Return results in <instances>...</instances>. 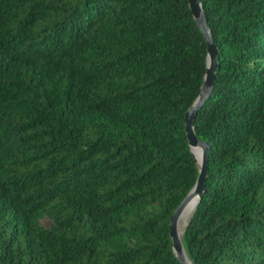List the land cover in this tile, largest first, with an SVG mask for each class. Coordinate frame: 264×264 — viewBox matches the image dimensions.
Wrapping results in <instances>:
<instances>
[{"label":"trees","instance_id":"16d2710c","mask_svg":"<svg viewBox=\"0 0 264 264\" xmlns=\"http://www.w3.org/2000/svg\"><path fill=\"white\" fill-rule=\"evenodd\" d=\"M199 1L218 65L181 238L192 264H264V0ZM206 56L188 0H0V264H182Z\"/></svg>","mask_w":264,"mask_h":264},{"label":"water","instance_id":"95a60500","mask_svg":"<svg viewBox=\"0 0 264 264\" xmlns=\"http://www.w3.org/2000/svg\"><path fill=\"white\" fill-rule=\"evenodd\" d=\"M188 3L192 11V14L197 22V25L199 26L205 38L207 56H206V70L204 73V78L201 84L199 94L197 95L193 103L187 108V110L185 111V115H184L185 130H186L190 150L193 153L192 148L193 146H196V145H199L202 148L201 162L200 164H198L197 159L193 153L194 158L197 163V167H198V174H197L195 183L192 186V188L188 191L186 196L175 207L174 211L172 212L170 216V223H169L170 236L173 242V249H174V252L177 258L182 264H187V262L185 261L181 253L182 247L184 248L182 238H179L177 234L178 228H179V219L182 216L185 207L187 206L189 201L192 199L194 200V202H193V208L191 212L193 211L203 191L204 182L206 178V172H207L208 152H209V146H210L209 141L201 140L200 138L197 137L194 131L193 120H194V116H195L197 109L203 103L205 98L209 95L213 87L214 80H215V70L218 65L217 44L212 39L210 27L207 24L205 14L202 9V4L199 0H188ZM187 220L188 218L186 219L185 224ZM185 224L182 227V232L184 230Z\"/></svg>","mask_w":264,"mask_h":264},{"label":"bare ground","instance_id":"6f19581e","mask_svg":"<svg viewBox=\"0 0 264 264\" xmlns=\"http://www.w3.org/2000/svg\"><path fill=\"white\" fill-rule=\"evenodd\" d=\"M192 149H193V153H194V155H195V157H196V159H197L198 164H200V162H201V155H202V148H201L199 145H196V146H193ZM193 202H194L193 199L189 201V203H188L187 206L185 207V209H184V211H183V214H182V216L180 217V219H181L182 217H186L189 213H191V210H192V208H193ZM180 219H179V220H180ZM182 225H183V224H181V226H182ZM179 226H180V225H179ZM177 234H178L179 238H181V235H182V229H181V227L178 228V233H177ZM181 253H182L183 258H184L185 261L187 262V264H192V262L190 261L188 255H187V253H186V251L184 250L183 247H182Z\"/></svg>","mask_w":264,"mask_h":264},{"label":"rangeland","instance_id":"374dc122","mask_svg":"<svg viewBox=\"0 0 264 264\" xmlns=\"http://www.w3.org/2000/svg\"><path fill=\"white\" fill-rule=\"evenodd\" d=\"M190 214H191V213H189L186 217H182V218L179 220V225H180L179 227H181V229H182L183 225L185 224L186 219L189 217ZM41 221H42V223H44V224H48V223H49V220H48L47 217H42V218H41ZM181 224H183V225L181 226Z\"/></svg>","mask_w":264,"mask_h":264}]
</instances>
